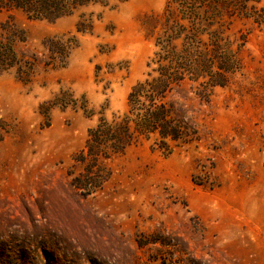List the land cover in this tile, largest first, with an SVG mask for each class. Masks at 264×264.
Masks as SVG:
<instances>
[{"label": "rangeland", "instance_id": "rangeland-1", "mask_svg": "<svg viewBox=\"0 0 264 264\" xmlns=\"http://www.w3.org/2000/svg\"><path fill=\"white\" fill-rule=\"evenodd\" d=\"M15 2L0 0V264H264V0L53 19ZM166 56L185 140L92 155L88 131Z\"/></svg>", "mask_w": 264, "mask_h": 264}, {"label": "trees", "instance_id": "trees-1", "mask_svg": "<svg viewBox=\"0 0 264 264\" xmlns=\"http://www.w3.org/2000/svg\"><path fill=\"white\" fill-rule=\"evenodd\" d=\"M15 1L17 7L41 19L57 18L70 13V10L77 6L104 2V0ZM180 67L178 57H163L158 75H149L130 92L126 115L121 118L114 117L111 122L103 118L95 128L88 131L86 147L90 153L97 154L102 146L108 145L110 152L117 154L139 138L150 135H158L162 139L172 141L185 140L181 122L171 117L170 106L165 103L171 85L179 80L177 70Z\"/></svg>", "mask_w": 264, "mask_h": 264}]
</instances>
